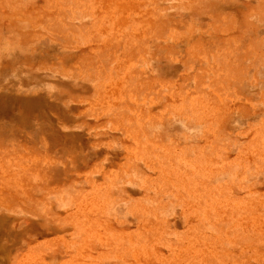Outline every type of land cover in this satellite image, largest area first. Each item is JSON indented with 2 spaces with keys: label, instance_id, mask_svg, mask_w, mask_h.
Returning <instances> with one entry per match:
<instances>
[{
  "label": "rangeland",
  "instance_id": "obj_1",
  "mask_svg": "<svg viewBox=\"0 0 264 264\" xmlns=\"http://www.w3.org/2000/svg\"><path fill=\"white\" fill-rule=\"evenodd\" d=\"M0 264H264V0H0Z\"/></svg>",
  "mask_w": 264,
  "mask_h": 264
}]
</instances>
